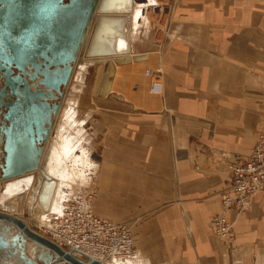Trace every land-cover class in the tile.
I'll return each instance as SVG.
<instances>
[{
  "label": "crops",
  "instance_id": "0c3cea01",
  "mask_svg": "<svg viewBox=\"0 0 264 264\" xmlns=\"http://www.w3.org/2000/svg\"><path fill=\"white\" fill-rule=\"evenodd\" d=\"M149 27L131 39L144 59L115 66L110 93L122 101L96 92L86 112L94 211L133 223L140 264H264V190L226 212L232 250L210 230L230 186L222 155L248 157L264 128V0H178L160 32Z\"/></svg>",
  "mask_w": 264,
  "mask_h": 264
},
{
  "label": "water",
  "instance_id": "95a60500",
  "mask_svg": "<svg viewBox=\"0 0 264 264\" xmlns=\"http://www.w3.org/2000/svg\"><path fill=\"white\" fill-rule=\"evenodd\" d=\"M125 2L126 7L121 8L119 0H0V62L20 72L32 70L39 86L34 94L27 91L26 97L19 99L13 112L19 117L9 119L5 135L8 157L0 166L1 179L11 180L38 170L45 180L38 196L41 203L40 194L51 185L40 166L43 144L59 109L61 88L65 89L72 75H77L73 72L75 63L87 67L103 63L97 95L122 101L110 93L115 66L144 59L133 54L125 17L130 0ZM119 41L124 43L122 47ZM0 217L23 229L67 264H98L61 251L11 215L0 212Z\"/></svg>",
  "mask_w": 264,
  "mask_h": 264
},
{
  "label": "built area",
  "instance_id": "2783aa9c",
  "mask_svg": "<svg viewBox=\"0 0 264 264\" xmlns=\"http://www.w3.org/2000/svg\"><path fill=\"white\" fill-rule=\"evenodd\" d=\"M231 157L222 155L230 174V186L221 195L222 212L213 216L210 223L214 236L229 249L235 246V235L226 212L247 211L253 197L264 190V128L258 133L248 157H237V162ZM92 200V192L84 188L77 198H64L55 212L47 211L37 221L38 233L61 251L87 263L126 264L136 259L129 227L94 214Z\"/></svg>",
  "mask_w": 264,
  "mask_h": 264
},
{
  "label": "flooded vegetation",
  "instance_id": "af4514ba",
  "mask_svg": "<svg viewBox=\"0 0 264 264\" xmlns=\"http://www.w3.org/2000/svg\"><path fill=\"white\" fill-rule=\"evenodd\" d=\"M1 7V4H0ZM0 166L4 165L8 157L7 147L5 145V135L9 129V119L11 117L18 118L19 115H13L17 104L26 97V92L34 94L39 90L37 78L32 70L20 72L13 66L0 62ZM74 72V69H73ZM72 79L74 76L72 75ZM72 79L69 80L65 89L61 88L62 97L59 99V109L55 117L52 118V126L50 135L47 141L43 144V153L40 159V166L45 170V159L50 151V147L58 143L57 126L66 111L67 104V89L72 84ZM71 82V83H70ZM12 88V91L10 87ZM66 93V94H65ZM66 97V98H65ZM64 108V109H63ZM58 123V124H57ZM44 159V160H43ZM39 171L32 172L28 175H36ZM26 175V176H28ZM26 176L13 178L11 180H2L0 173V198L3 191L12 185H15L18 180H25ZM1 209V208H0ZM1 213L11 215L22 221L30 230L38 237L44 239L37 231L36 226L27 225V221L8 211L0 210ZM29 222V221H28ZM46 240V239H44ZM47 241V240H46ZM0 264H67L63 259L53 254L50 250L42 247L41 244L28 235L23 229H20L12 222L0 217Z\"/></svg>",
  "mask_w": 264,
  "mask_h": 264
},
{
  "label": "bare ground",
  "instance_id": "6f19581e",
  "mask_svg": "<svg viewBox=\"0 0 264 264\" xmlns=\"http://www.w3.org/2000/svg\"><path fill=\"white\" fill-rule=\"evenodd\" d=\"M119 1L121 2L119 6L123 5L125 8L126 7L125 0H119ZM149 2L152 5L156 4V0H149ZM134 4H135V1L130 0V11L129 13L125 14L126 21L129 24V33H130L131 39H132L133 33L135 32L134 29L138 25L139 15H140L138 14L140 8H136V4L135 5ZM111 6L114 8L116 5H111ZM123 6L121 8H123ZM113 10L114 9H111L110 11H113ZM123 45L124 43L122 41H119V46L122 47ZM76 63L74 65V71L79 72L80 78L75 80L76 75L74 76L73 79L70 78L74 80V82L72 84V87L70 84L69 89H67L69 91L70 90L74 91L76 88L79 91L81 87L83 86L81 75L86 72L87 65L81 64V63L79 64L78 61ZM71 95L69 94L67 95L68 101H70V99L72 98ZM68 106L66 104V107H65L66 109H69L68 110L69 114L67 113L68 116L64 114L65 118L59 121V124L57 123L58 126L56 129L57 138H58L57 144L61 145L60 147L61 149L52 148L48 155L47 161L45 162V167L47 168V170H45L47 174L46 176L49 179V182H51V185L49 186L50 190L48 187H46L45 192L43 191L40 195H41L42 203L43 202L45 203L44 200L48 197L47 203H46L47 204L46 209L43 211L42 203L38 200L40 190L42 189L45 180H44V177L41 176V174L37 173L36 175H28V176L25 175L26 176L25 180H18L15 185L9 186L3 191L1 198H0V208L3 211L5 212L8 211L29 222L30 221L37 222L36 220L34 221L35 218H37L38 221H40L45 212L47 211L55 212L57 210L58 204L62 201V198H66L64 197V195H66L67 193L65 194L64 191H62V186L67 187L69 186L70 182L74 180L75 178L78 177L79 179L81 178V176H84V169H86V167L90 165V164H87V162H89V160L87 159V156L85 159L81 157L78 153H77L78 154L77 156L73 155L76 144H78L80 141L79 134L81 133L82 130L79 128H81L84 125L81 122H78L76 120V117H75V114H77L76 110L75 111L72 110V112H70L71 108ZM73 112H75V114H73L72 116ZM77 127H78V130L76 129ZM64 144H65V147H62ZM69 155H72L74 162L79 161V164L81 165V166H75L77 167L76 168L77 175H75L76 172H70L69 168H66L67 166H65V159L68 158ZM51 168H55V173L53 175H59L55 179H52V177L50 176L49 177L51 179L48 177ZM82 168L84 169L82 170ZM60 198H61V201H60ZM44 206L45 205H43V207Z\"/></svg>",
  "mask_w": 264,
  "mask_h": 264
},
{
  "label": "rangeland",
  "instance_id": "374dc122",
  "mask_svg": "<svg viewBox=\"0 0 264 264\" xmlns=\"http://www.w3.org/2000/svg\"><path fill=\"white\" fill-rule=\"evenodd\" d=\"M134 1L136 4V8H140V10L138 12V14H140L138 25L134 29V31H135L134 33H136V31H138L140 27L145 30L149 26L154 31L160 32V30L163 29V27H164L167 15L169 14L170 10L172 9V7L175 5V3L178 0H156L155 5L150 4L149 0L148 1L147 0H134ZM142 6H144V7H142ZM151 35L152 34H149V37L147 38L148 42H153L152 41L153 37ZM150 44L151 43H149V45ZM76 69H77V67H76ZM97 71H98V64H94V66L93 65L88 66L86 68V72L81 75L82 82H83V86L81 87V89L79 91L77 88L74 91L68 90V94L69 95L72 94L71 95L72 98L70 97L71 98L70 101L67 100V106L69 105L68 107L71 108L70 112H72V110L73 111L76 110V112H77L76 120L78 122H81L82 124H84V126L79 128L82 130L81 133L79 134L80 135L79 136L80 141L78 144H76L73 155L77 156L79 154L81 157H83L85 159L87 156V159L89 160V162H87V164H90V165H88V167H86V169L82 168V170L84 169V176H81V178H79V179H78V177L75 178L74 180H72L73 182L71 181L69 186H67V187L62 186V191H64L65 194L67 193L66 195H64V197L77 198V196L80 193V190H82V188H84L88 191H91L93 194V200L91 202V208H92L94 214H96V213L94 211L93 205L97 199V194H98V186H97L98 161H97L96 157L94 156V149H96L97 144H98V142H97L98 141V135L94 131L95 129H92V125H93L94 121L86 115V112L88 109L93 108L94 101L97 100V95H96V92H97V90H96L97 73H98ZM79 78H80V74L77 71V75H76L75 80H77ZM73 82H74V80L72 81V84H73ZM72 84H71V87H72ZM68 110L69 109H66V111L64 112L65 115H67V113L69 114ZM64 114H63V117L61 118V120L63 118H65ZM73 114H75V112L72 113V116H73ZM76 129L78 130V127ZM74 134H75V132H74ZM60 147H61V145L55 144V145L50 147V150L52 148L61 149ZM62 147H65V144ZM49 153H50V151H49ZM49 153H48V155H49ZM48 155L45 159V162L47 161ZM65 166H67L66 168H69L70 172H76L75 175H77V169H76L77 167H75V166H81V165L79 164V161L74 162L72 155H69L68 158L65 159ZM48 170H49V168H48ZM54 173H55V168H51L48 177L50 176V177H52V179H55L56 177L59 176V175H53ZM38 174H40V173H38ZM41 176H43V175H41ZM71 183H73L74 185ZM60 197H62V196H60ZM63 199L64 198H62V200ZM60 201H61V198H60ZM46 206H47V204H45V208H43V204H42L43 211L46 209ZM35 220L38 221L37 218H35L34 221ZM26 224L29 225L30 227H31V225L38 227V222H32V221L28 222L27 221ZM123 224H126L129 227V230L133 236V233H132V226H133L132 224L133 223H123ZM34 230L38 232L37 229H34ZM210 230H211V228H210ZM133 239H134V236H133ZM225 248L229 249L227 247H225ZM232 249L233 248H231L230 250H232ZM127 263H129V264H140V261L138 258V252H137V258L134 260H131V262L129 261Z\"/></svg>",
  "mask_w": 264,
  "mask_h": 264
}]
</instances>
